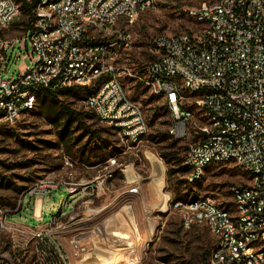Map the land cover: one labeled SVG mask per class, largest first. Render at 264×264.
<instances>
[{
	"label": "built area",
	"instance_id": "1",
	"mask_svg": "<svg viewBox=\"0 0 264 264\" xmlns=\"http://www.w3.org/2000/svg\"><path fill=\"white\" fill-rule=\"evenodd\" d=\"M23 1L0 0V25L20 15ZM26 1L34 4L32 24L17 40L0 38V127L15 125L35 109L44 88L88 89L84 109L129 147L139 144L149 123L122 81L129 69L121 71L114 62L116 47L129 46L126 31L114 26L122 17L133 21L160 0ZM189 13L198 28L154 37L153 58L144 74L134 76L166 98L170 133L191 139L190 183L210 165L229 162L240 165L248 181L233 187V210L210 196L184 200L168 193V203L185 228L207 226L215 236L208 264H264V0L204 1ZM19 58L30 63L18 65ZM11 61L17 75H9ZM112 175H101L98 187ZM44 191L51 192L36 187L32 193ZM56 220L35 231L34 259L11 264H69L53 229ZM12 228L1 215L0 230ZM72 246L77 255L86 250L78 240ZM0 264H6L1 254Z\"/></svg>",
	"mask_w": 264,
	"mask_h": 264
},
{
	"label": "rangeland",
	"instance_id": "2",
	"mask_svg": "<svg viewBox=\"0 0 264 264\" xmlns=\"http://www.w3.org/2000/svg\"><path fill=\"white\" fill-rule=\"evenodd\" d=\"M204 1L215 0H160L155 6L141 11L133 21L122 17L114 26L126 31L129 42V46L121 42L116 47L114 62L121 71L129 69L122 74V81L130 96L142 105L149 123V131L139 144L129 147L113 128L94 114L87 115L82 123L76 122L65 131L62 121L54 122L56 105L52 104L55 111L50 113L41 106L42 99L38 101L36 110L24 114L15 125L0 128V216H7L13 226L12 231L0 230V254L6 264H11L17 258L36 257L34 233L37 229L49 227L48 222L53 214L68 200L70 187H75L76 193L84 187L90 190L88 183L97 176L112 172L113 175L107 177V185L112 182L118 186L119 204L127 203L130 192L126 190L135 182L126 179L124 169L135 168L144 184L150 174L148 152L155 153L166 168L165 194L170 193L174 199L179 196L192 198L196 194L189 192V188H193L198 192L197 197H213L222 206L233 210L232 189L245 184L248 173L235 162L212 164L199 181L187 183L185 163L178 164L176 160L166 162L164 155L178 150L180 156H185L191 139L177 138L170 133L173 120L166 98L152 93L134 76L144 74L153 58L154 37L198 28V22L189 11ZM28 19L29 15L21 12L9 26L0 25V38H21L27 28L24 21ZM29 63V58H19L17 64ZM8 71L9 75H17L13 61ZM88 91L75 89L62 97L72 107L85 110L83 99ZM186 94L190 95L188 92ZM93 130L100 131L101 138H91ZM171 144H175L174 148L170 147ZM113 150L115 152L111 154ZM152 162L155 172L162 174L163 166L154 156ZM175 168H179L180 172H170L168 176L169 169ZM155 177L162 184L161 175ZM179 179L182 183L178 190L176 182ZM36 187L52 191L32 193ZM38 196L45 199L43 211L40 203L35 207ZM94 196L95 192L92 198ZM68 201H72V198ZM141 203L143 205V201ZM75 208L77 211L78 204ZM150 216L154 230L147 228L148 232L142 233L141 240L133 237L134 240L129 242L138 244L140 249L137 251L130 247V252L134 254L131 253L127 260L119 264H208L216 238L207 226L185 228L179 211L170 204L165 210H153ZM142 220L141 229L150 225L145 217ZM66 221L68 218L62 222ZM133 227L136 231L135 223ZM58 235L57 232L59 240Z\"/></svg>",
	"mask_w": 264,
	"mask_h": 264
},
{
	"label": "crops",
	"instance_id": "3",
	"mask_svg": "<svg viewBox=\"0 0 264 264\" xmlns=\"http://www.w3.org/2000/svg\"><path fill=\"white\" fill-rule=\"evenodd\" d=\"M152 156L163 166L162 174L155 172ZM147 157L150 162V174L146 177L144 184L141 183V174L135 168L124 169L127 174L126 179L135 182L126 190L130 192L127 195V203L119 204L120 195L117 193L119 187L113 185L112 182L109 185L106 182L104 186L98 187L97 182L100 176H97L94 181L88 183L90 190L84 187L77 193H69L67 198L68 200L72 198V201L67 200L61 204L60 209L53 214L48 224L54 219L59 220L57 223L53 222L52 225L56 233L59 234V241L69 258V264L108 262L119 264L124 259L127 260L133 253L130 252V247L136 248L137 251L140 249L138 244H132L129 241H133L135 238L137 241L141 240L142 233L148 232L147 228L151 231L154 230L150 214L153 210H165L169 207L168 193L163 192L166 183V168L155 153L148 152ZM155 175H161L162 184L159 183ZM133 187L137 188V191H132ZM94 192L95 196L92 198ZM164 195L167 196L165 203L162 200ZM44 200L43 196H38L35 207L40 203L43 211ZM80 200L83 201L80 202ZM141 201H143V205ZM76 204H78L77 211ZM143 217L150 225L141 229L143 228ZM64 218H68V221L62 222ZM134 223L137 226L136 231L133 227ZM133 237L134 239H132ZM73 240H78L86 250L77 255L72 246ZM126 249L128 250L126 251ZM137 255L139 256V253Z\"/></svg>",
	"mask_w": 264,
	"mask_h": 264
},
{
	"label": "trees",
	"instance_id": "4",
	"mask_svg": "<svg viewBox=\"0 0 264 264\" xmlns=\"http://www.w3.org/2000/svg\"><path fill=\"white\" fill-rule=\"evenodd\" d=\"M33 7H34L33 2L26 1V0L23 1L22 12L29 15V19L27 21H24L27 28L32 24V22L34 20ZM73 90H75V89L74 88H69V89L44 88V89L40 90L39 94H38V101L40 99H42V105L41 106H44L48 112L53 113V111H55V110H54V107L52 104L56 105L57 114H56V117L54 119V122H61L62 121L64 124L63 126H64L65 131L68 130L70 127H72L76 122L82 123L84 121V118H86L87 115L93 114L89 111L76 109V108L72 107L67 101H65V99H63L62 96L67 95L68 92H71ZM76 90H81V89H76ZM90 92L91 91H88L87 94H89ZM36 108L31 110L30 112L36 110ZM91 132H92L91 138H101L100 137L101 136L100 131L93 130ZM174 146H175V144L170 145V147H172V148H174ZM188 148H189V145L187 147V150H188ZM187 150H186V153H187ZM114 152H115V150L111 151L110 153L114 154ZM186 153H185V156H180V153L178 150H172L171 152H168L167 155H164V158H165L166 162H169L172 160H176V162L178 164L184 162L186 165L185 168H186L187 173H188L189 166L186 164ZM170 172H171V174L172 173L176 174V173L180 172V169L175 168V169H172L171 171L169 169L168 176H169ZM186 182L189 184H193V183H190L187 180V178H186ZM176 183H177L178 190H179V187H180L182 181L179 179V180H177ZM190 191H192L196 194V196L192 197V198H197L198 192L194 191L193 188H189V192ZM179 197H181V196H179ZM179 197H178V199H184V200L189 199V198H183V197L179 198Z\"/></svg>",
	"mask_w": 264,
	"mask_h": 264
},
{
	"label": "bare ground",
	"instance_id": "5",
	"mask_svg": "<svg viewBox=\"0 0 264 264\" xmlns=\"http://www.w3.org/2000/svg\"><path fill=\"white\" fill-rule=\"evenodd\" d=\"M166 199H167V196L164 195V196H163V199H162V200H163V203L166 202Z\"/></svg>",
	"mask_w": 264,
	"mask_h": 264
}]
</instances>
